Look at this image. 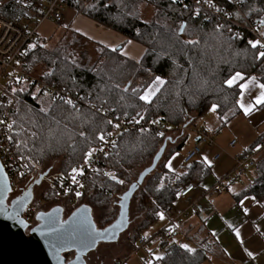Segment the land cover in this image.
<instances>
[{
    "label": "trees",
    "instance_id": "trees-1",
    "mask_svg": "<svg viewBox=\"0 0 264 264\" xmlns=\"http://www.w3.org/2000/svg\"><path fill=\"white\" fill-rule=\"evenodd\" d=\"M15 1L3 8L0 6L2 18L17 20L25 16ZM214 1L233 11L244 22L228 1ZM144 5L153 9L152 19L147 22L143 20ZM22 6L28 9L23 2ZM68 6L97 24L143 45L146 52L136 62L124 56L121 47L107 48L68 29L54 47L47 48L39 38L35 47L30 45L21 54L19 64L22 69L48 83L65 87L81 99V104L72 108L43 95L35 87L17 92L19 98L12 110L13 120L17 122L13 132L14 147L17 155L31 168L24 183L30 184L46 163L61 159L59 174L50 185L48 196L43 199L45 203L53 202L54 184L58 179L67 176L74 168L82 167L85 154L98 148L102 142L98 136L112 132L108 123L109 112L118 113L124 119L139 118L143 123L161 116L173 130H186L194 128L215 106L225 127L240 113L239 83L245 82L239 81L228 87L225 81L240 72L245 80L255 77L264 83V59H256L260 49L250 46L247 34L236 35L232 25L219 22L195 6L173 3L172 0H92L83 3L69 0ZM240 10L248 20H264V0H243ZM181 25L185 26L183 32L180 31ZM186 41L199 43L188 44ZM48 73L51 74L46 75ZM157 77L164 83L151 103H145L139 96L154 85ZM89 101L93 102L92 106ZM41 108L46 110V115ZM39 125L43 126L42 131ZM31 132H37L38 138H29ZM81 132L85 135L81 136ZM188 138L183 137L177 146L164 152L159 158L158 170L135 196L138 211L144 212L145 216L133 228L129 239V246L134 251L140 236L157 225L160 214L166 213L184 188L193 183L203 184L213 174L212 167L198 157L180 172L168 169L169 161L182 151ZM263 138L264 134L246 152L256 149ZM166 139L147 127L121 135L103 167L104 172L112 173L116 179H105L100 172L93 174L82 195L71 194L62 200L65 208L77 204L72 213L87 205L93 216L95 211L99 213L98 220H95L99 229L109 226L118 214L113 209V201L134 183L135 169L158 156ZM17 144H20L19 148ZM259 168L261 176L241 196H252L263 203L264 162ZM216 246L217 243L209 239L196 240L192 251L178 244L162 243L160 248L164 254L151 264H203L214 254Z\"/></svg>",
    "mask_w": 264,
    "mask_h": 264
},
{
    "label": "built area",
    "instance_id": "built-area-1",
    "mask_svg": "<svg viewBox=\"0 0 264 264\" xmlns=\"http://www.w3.org/2000/svg\"><path fill=\"white\" fill-rule=\"evenodd\" d=\"M77 1L83 3L92 0ZM226 1L235 7L238 15L244 22H241L234 15L233 11L222 7L214 0H211V6L205 0H199V2L198 0H176V3L195 6L210 14L219 22L232 25L236 35L241 36L243 33H246L250 41L259 40L261 43H264V35H262L264 33V25L260 23L264 20H248L240 10L243 0ZM68 2L69 0H23V5L32 12L30 17L27 19L19 18L17 20H8L0 17V120L6 121L5 124H0V161L9 177L13 197L20 196L21 188L24 186V180L31 173V168L28 164L17 155L14 147V139L11 141L8 139L10 135L13 137L14 132V126L13 131L10 132L7 124L13 121L12 110L19 98L17 92L25 88L35 87L43 95L53 100L64 102V100L71 99L76 106L81 104L79 96L71 94L65 87L57 86L37 78L28 73L27 70L22 69L19 64L21 54L30 45H34L39 40V31L45 23L59 27H63L66 24V11L69 9ZM89 105L92 106L93 102L89 101ZM107 115L109 121H112V132L105 136V140L93 152L88 162H85L82 167L77 168L83 171L82 175L76 176L78 183L72 180L73 172L58 179L54 184V199L56 201H62L71 194L78 197L76 195L77 192H80L82 195L87 181L95 173L100 172L105 179H111L113 174L104 172L103 167L106 159L116 149L120 136L124 133L139 132L143 127H147L156 130L162 136H167L173 130L161 116L152 117L147 123H143L139 118L124 119L118 113L112 111ZM136 121H139V123ZM115 125H119V127H115ZM215 135V131L199 129L198 141L195 143L196 145H194L193 149L184 157V164L187 165L193 162L202 153L204 146L208 144L213 145V137ZM236 141L233 140L229 144V148H234L237 145ZM263 150L264 138L256 149L234 155L233 169L211 187H202L193 183L184 188L175 203L164 213L167 218V224L152 236L146 234L141 235L138 240V246L144 248L151 242L173 244L178 227L183 225L186 219L200 212L197 202H192L183 209H178L175 205L176 202L180 199L188 198L196 190H200L204 197L227 192L232 184L241 181L250 173L259 170L258 156ZM226 153V149L220 150L213 156V161H219L222 155ZM106 173L111 175H106ZM35 214V210L30 206L26 209L23 218L28 224H32ZM114 264H125V259H117Z\"/></svg>",
    "mask_w": 264,
    "mask_h": 264
},
{
    "label": "crops",
    "instance_id": "crops-1",
    "mask_svg": "<svg viewBox=\"0 0 264 264\" xmlns=\"http://www.w3.org/2000/svg\"><path fill=\"white\" fill-rule=\"evenodd\" d=\"M76 21H79L81 26L73 28L71 24ZM64 26L107 48L121 47L122 54L136 62H139L146 52L143 45L97 24L71 8L66 11V24ZM259 84H261L260 81L256 79V86L250 84L249 89L244 92L243 98L240 96L238 100L240 113L228 123L230 136L227 140H219L220 127L218 126L176 130L179 135L176 139L189 137L182 151L186 148L192 135L195 139L194 144L197 143L199 129L215 131L214 144L204 146L198 159L211 166L216 173L215 176L223 177L224 174L230 172V169L234 167V155L246 152L258 140L255 139L256 136L264 134V104L255 105L253 111L248 115H245L240 107L241 100L245 106L254 104L255 98L262 91L258 87ZM233 140H237V145L234 148H229V144ZM222 149H226L227 153L222 155L219 161L214 162L213 156ZM184 157H178V154L174 155L167 165L168 169L171 172L182 171L185 166ZM258 162L259 165L264 162V150L259 153ZM212 176L200 186L209 187L215 184L216 179L213 180ZM247 176L241 181H245ZM260 176L259 168L255 179ZM239 182L232 184L225 193L208 197H204L200 190H196L188 198L180 199L175 204L178 209H183L192 202L198 203L199 214L186 219L183 225L178 227L175 237L182 236L184 240H191L194 249L196 240L209 239L213 240L214 243L216 242L215 252L210 255L206 261L207 264H264V202L260 203L252 196H241L251 183L247 186H238ZM163 216L167 222L166 215L163 214ZM248 252L253 253V255L249 256Z\"/></svg>",
    "mask_w": 264,
    "mask_h": 264
},
{
    "label": "water",
    "instance_id": "water-1",
    "mask_svg": "<svg viewBox=\"0 0 264 264\" xmlns=\"http://www.w3.org/2000/svg\"><path fill=\"white\" fill-rule=\"evenodd\" d=\"M164 152L163 145L153 160V166L143 173L137 183L128 187L120 201L115 221L102 230L97 227L92 209L87 205L75 209L69 216H66L65 208L59 205L47 212L37 213L34 218L36 224H28L23 215L32 206V191L43 176L21 196L10 200L12 188L4 169L0 173V197L4 199L6 208V211H0V264H88L86 259L91 253L102 244L118 242L128 229L130 202L144 184L145 177L154 172ZM86 231L91 235L83 237L82 233Z\"/></svg>",
    "mask_w": 264,
    "mask_h": 264
},
{
    "label": "rangeland",
    "instance_id": "rangeland-1",
    "mask_svg": "<svg viewBox=\"0 0 264 264\" xmlns=\"http://www.w3.org/2000/svg\"><path fill=\"white\" fill-rule=\"evenodd\" d=\"M12 0H0V6L1 8H3V6L9 2H11ZM16 5H18L20 7V11H22L24 13V17L25 19H27L28 17L31 16L32 12L30 9H24V7L22 6V0H17L15 1ZM142 13H143V20L145 22L150 21L152 19V14H153V9L149 6V5H144L142 8ZM0 17H2V15L0 14ZM11 19H15V18H11ZM27 22V21H25ZM29 22V21H28ZM73 28H78L80 23L79 21L74 22L73 24H71ZM81 26V25H80ZM84 27V26H83ZM69 31L67 27L63 26V27H59V26H54L51 25L50 23H45L40 31H39V38L41 41H44V44L46 45L47 48H52L57 44V41L61 38V35H63V33L65 31ZM92 46H90L89 49H91ZM154 86V85H153ZM203 126H207V127H212V126H218L220 127V134H219V140H227L230 136V134L228 133V128L230 127V125L224 127L222 125V123L220 122L218 115L216 113V111L211 110L207 116L203 117L201 120H199L196 124V128H202ZM186 135V132H185ZM178 133H176V130L173 131L171 130L170 133H168V135L166 136L167 139L164 142V146H165V151L175 147L179 144V142H181L182 139H176L177 138ZM183 137V136H182ZM260 136H256V140L259 139ZM255 140V141H256ZM194 136L192 135L189 142L187 143L186 148H184V150L178 154V157H184L188 151L192 150V148L194 147ZM61 159L54 160L51 161L49 163H46L42 169L41 172L38 176H35L32 178V181L30 182V184L27 185V183H24V186H31L34 181L39 180V177L43 176V179L41 180L40 184L37 185L34 190L32 191L34 193V200H33V204L32 207L35 210L36 214L39 212H47L49 210H51L54 207H57L60 205V207H64V201H56L55 199L53 200V202H46L43 201L44 197L48 196V193L50 190V185L53 183L54 178L59 174V170L61 167ZM153 166V161H150L138 168L135 169L134 171V175H133V182L137 183V181L139 180V178L143 175V173L148 170L149 168H151ZM233 169V168H232ZM230 169V170H232ZM158 170V164H156L154 172ZM153 172V173H154ZM149 174L145 177L144 180V184L147 182V180L150 178V176L153 174ZM214 173V171H213ZM229 173V172H227ZM226 173V174H227ZM216 173L213 174V180L216 179L215 183H217V181H219L221 177L215 176ZM225 175V174H224ZM223 175V176H224ZM257 176V171H254L252 173H250L247 178L245 179V181H241L239 182L238 186H247L250 183L254 182L255 177ZM243 182V183H242ZM29 183V182H28ZM133 183V184H134ZM143 184V185H144ZM142 185V186H143ZM214 185V184H213ZM211 187V186H209ZM129 190V188L127 187V189L118 197L113 201V209H115L117 212L119 213L120 210V201H122V197L125 193H127V191ZM140 190V189H139ZM138 191H136V193L134 194L131 202H130V206H129V227L128 229L120 236V239L118 240V242L114 243V244H102L101 246H99V248L91 253L88 257L89 264H114L115 261L117 259H127L126 264H151L153 262V260L157 259V257H161L164 254V251L160 248V244L157 242H151L149 243L146 247L144 248H140L139 246L136 248V250L134 251L133 249L130 248L129 245H131L129 239L130 237H132L134 229L143 219H144V212H139L138 211V200L136 199L135 196H137ZM14 199L13 195H11L10 200ZM77 206V204L73 203L70 206H67L65 208V212H66V216H69L70 212L72 209H74ZM98 212L95 211L94 216L95 220H98ZM164 217V216H163ZM166 219L165 217L163 219H159V222L157 223V225L153 226L150 230H148L146 232V235L148 236H152L155 233L158 232V230L160 229V227H163L166 225ZM174 243L173 244H178V245H187L189 249H194L193 244L190 241L184 240V238L182 236H177L174 238ZM203 264H207L206 262H204Z\"/></svg>",
    "mask_w": 264,
    "mask_h": 264
},
{
    "label": "snow or ice",
    "instance_id": "snow-or-ice-1",
    "mask_svg": "<svg viewBox=\"0 0 264 264\" xmlns=\"http://www.w3.org/2000/svg\"><path fill=\"white\" fill-rule=\"evenodd\" d=\"M173 3L176 2V0H172ZM199 2V0H198ZM206 3H209L210 6H211V0H205ZM186 7V6H185ZM219 11V9H217ZM196 14L198 15L199 14V11L197 10ZM262 25H264V21H261L260 22ZM184 25H181V29L180 31L183 32L184 31ZM220 27H223V26H218V28ZM262 35H264V33H262ZM185 43H188V44H197L199 43L198 41H186ZM250 44V46L253 48V49H264V43H261V41L259 40H256V41H249L248 42ZM32 47H35V45H33ZM256 59H264V50H259L257 53H256ZM51 73H48L46 75H50ZM239 81H245L244 83H239V87L241 89V97L243 98V95H244V92L246 90L249 89V85H253V86H256V78L255 77H251L247 80H245V77L240 73V72H236L233 76H231L228 80L225 81L226 85L228 87H233L234 85H237ZM164 83V81L160 78V77H157L156 80L153 82L154 86L152 87H149L148 89H146L144 91V93L142 95L139 96V99L144 101L145 103H151L152 101V98L156 95V93L159 91V86L162 85ZM258 87L260 89H262V91L259 93V95L255 98V102L253 105H248V106H245V104L242 102H240V107L243 109L245 115H248L251 111H253L255 105H261V104H264V83H261L258 85ZM125 92L128 91L127 88L124 89ZM133 91H136L135 89ZM47 94V93H45ZM122 99V97H121ZM64 103L70 105L72 108H76V105L73 103V101L71 99H67V100H64ZM99 111H103V109H98ZM213 111H215V106H213ZM41 112H45V115L47 114L46 110L41 108L40 109ZM143 117H141L142 119ZM137 123H139V121H136ZM6 121L4 120H0V124H5ZM16 121L13 120L11 123H8L7 124V128L8 130L11 132L13 131V126L16 125ZM109 124L112 123V121H108ZM22 127V126H21ZM38 127H40L41 131L43 130V126L42 125H39ZM115 127H119V125H115ZM51 131V130H50ZM16 135H19V133H16ZM81 136H84L85 133L81 132L80 133ZM29 138H38V133L37 132H31L30 133V137ZM8 139L11 141L13 139V137L10 135L8 137ZM98 139L101 140V141H104L105 140V134H100L98 136ZM24 143V146L27 147V143L26 142H23ZM20 147V144H17V148ZM102 150V149H101ZM96 151V149H92L90 151H88L85 155H86V163L88 162V160L91 158L93 152ZM4 171V166L2 164H0V173H3ZM72 172L74 173V175H72V180L74 182H77L78 181L76 180V176L77 175H82L83 174V171L82 169H73ZM21 175H23V173H21ZM106 175H111V174H107ZM112 179H116L115 176H111ZM4 179H6V177H4ZM120 183H123V181H119ZM77 196H80L81 193L80 192H77L76 193ZM0 211H6V208H5V205H4V199L2 197H0ZM43 215V214H41ZM160 218L163 219V214H160ZM94 231V229H93ZM91 235V232H84L82 233V236L83 237H88ZM237 235H239V233L237 232ZM181 247H184L186 248L188 251H192V249H188V246L187 245H181ZM248 255L249 256H252L253 253L251 252H248ZM161 257H157V259H160Z\"/></svg>",
    "mask_w": 264,
    "mask_h": 264
},
{
    "label": "flooded vegetation",
    "instance_id": "flooded-vegetation-1",
    "mask_svg": "<svg viewBox=\"0 0 264 264\" xmlns=\"http://www.w3.org/2000/svg\"><path fill=\"white\" fill-rule=\"evenodd\" d=\"M28 189V186H23L22 188H21V194H20V196L26 191ZM17 197H19V196H17ZM17 197H14V199L15 198H17ZM118 215V214H117ZM116 215V216H117ZM36 224V220H34V222L32 223V225H35ZM89 257V256H88ZM88 257H87V259H86V261H87V263L89 264V261L90 260H88Z\"/></svg>",
    "mask_w": 264,
    "mask_h": 264
}]
</instances>
